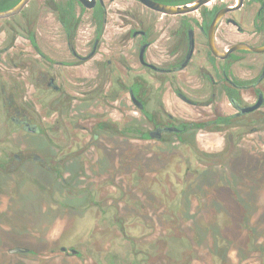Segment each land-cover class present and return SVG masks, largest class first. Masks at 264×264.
I'll return each mask as SVG.
<instances>
[{
    "label": "flooded vegetation",
    "instance_id": "obj_1",
    "mask_svg": "<svg viewBox=\"0 0 264 264\" xmlns=\"http://www.w3.org/2000/svg\"><path fill=\"white\" fill-rule=\"evenodd\" d=\"M20 184L44 188L48 254L1 235L2 256L117 264L123 244L127 264H264V0L0 16V201L30 198Z\"/></svg>",
    "mask_w": 264,
    "mask_h": 264
},
{
    "label": "rangeland",
    "instance_id": "obj_2",
    "mask_svg": "<svg viewBox=\"0 0 264 264\" xmlns=\"http://www.w3.org/2000/svg\"><path fill=\"white\" fill-rule=\"evenodd\" d=\"M238 185L240 187H245L246 183L241 181L237 178ZM163 189L168 192V186L166 183L162 184ZM20 192L23 191H30L29 197L27 195L20 196L19 198H15L10 200L8 198H3L0 201V208L3 207L2 212V224L3 229L0 228V236L2 235L6 241L5 247L9 245H27L32 246L31 248L35 250L36 255L44 256L48 254V249H46V237H45V230L43 225L45 224L46 216H45V200L43 194H38V191H43L44 188H39V186L32 184H20L19 187ZM9 195V191H6ZM155 193V192H154ZM161 191L156 194L159 197ZM33 199V200H32ZM32 201L34 204L32 205ZM229 202V200H227ZM159 205V204H158ZM30 207V211H29ZM151 207V206H150ZM217 216V215H216ZM56 217L58 215L52 216V222L55 223ZM219 217H217L218 221ZM1 222V221H0ZM35 240V242H31ZM13 246V245H12ZM171 246L176 247L174 244ZM5 250V249H4ZM116 255L119 256L117 260V264H127V262L131 258V254L129 253L128 246L117 245L116 246ZM177 253V249L175 251ZM32 254H25L23 256H14L8 255L3 251L0 250V264H33V258L31 257ZM41 260L42 263L40 264H47L44 263L46 261L44 258H36L35 261ZM59 259H52V264H59ZM180 263V262H179ZM38 264V263H37ZM166 264V263H165ZM168 264V263H167ZM232 264V263H228ZM236 264V263H235ZM251 264V263H249Z\"/></svg>",
    "mask_w": 264,
    "mask_h": 264
},
{
    "label": "water",
    "instance_id": "obj_3",
    "mask_svg": "<svg viewBox=\"0 0 264 264\" xmlns=\"http://www.w3.org/2000/svg\"><path fill=\"white\" fill-rule=\"evenodd\" d=\"M26 1L27 0H21V2L15 8H13L12 10H10L6 13L0 14V16L12 15V14L18 12V10L26 3ZM140 1L143 2L144 4L148 5V6L152 7L155 10H158V11L166 13V14L175 15V14H185L188 12H192L208 0H197L193 3H190V6H187V5L166 6V5H160V4L152 3L149 0H140ZM22 251H24V249H22V248H14V249L10 250L11 253L22 252Z\"/></svg>",
    "mask_w": 264,
    "mask_h": 264
}]
</instances>
